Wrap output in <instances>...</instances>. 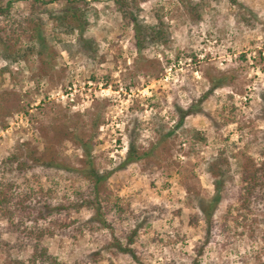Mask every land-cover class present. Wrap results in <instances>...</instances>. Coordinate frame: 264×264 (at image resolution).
I'll return each instance as SVG.
<instances>
[{
	"label": "rangeland",
	"instance_id": "rangeland-1",
	"mask_svg": "<svg viewBox=\"0 0 264 264\" xmlns=\"http://www.w3.org/2000/svg\"><path fill=\"white\" fill-rule=\"evenodd\" d=\"M4 1L12 2L13 13L29 10L24 1ZM42 1L53 13L67 5ZM72 1L92 8L82 35H66L49 21L25 42L34 48L27 59L0 58V168L9 156H38L61 123L95 135L92 159L111 171L107 186L128 219L123 228L136 229L130 249L138 260L102 250L93 263L106 232L79 234L81 223L91 220L83 210L70 213L75 224L65 236L44 240L49 254L63 264H255L254 241L236 230L223 249V238L207 230L203 212L212 205L209 213L217 223L234 204L238 174L232 155L244 150L257 163L264 160L258 154L264 148V0H220L202 12L176 0H146L139 19L154 25L160 16L170 41L141 51L114 0ZM47 15L41 18L47 21ZM215 83L220 85L213 89ZM188 109L192 114L179 124ZM226 119L232 121L224 125ZM95 123L97 129L89 130ZM192 131L205 142L193 139ZM54 149L61 164L79 169L78 146L63 141ZM132 150L143 153L142 159L126 160ZM217 160L223 175L215 180L211 168ZM15 167L3 170L11 176ZM27 173L29 188H37V174ZM78 179L52 168L41 187L70 197L83 185ZM9 253L0 251V264L28 256Z\"/></svg>",
	"mask_w": 264,
	"mask_h": 264
},
{
	"label": "trees",
	"instance_id": "trees-1",
	"mask_svg": "<svg viewBox=\"0 0 264 264\" xmlns=\"http://www.w3.org/2000/svg\"><path fill=\"white\" fill-rule=\"evenodd\" d=\"M19 1L28 4L27 13H13L12 2L0 0V58L4 55L5 60L11 59L13 62L25 60L33 54L34 48L25 47V42L38 37L41 29L50 25L49 21H52L55 30L66 35L74 32L82 35L92 10L90 4L84 1L66 0L67 5L57 13L47 11V3L42 0ZM176 1L186 8L190 7L193 12L198 9L202 12L209 7L210 3L220 0ZM227 1L236 4L235 0ZM144 2L146 0H114L113 5L132 29L135 50L141 51L157 45L168 46L170 36L160 16H155L154 25H144L139 19L140 8ZM44 14H48L47 21L41 18ZM1 72L3 70L0 74ZM219 85L215 83L213 89L218 88ZM209 92H211L210 89ZM205 98L206 96L202 95V100ZM187 114H192L189 109L181 112L178 118L179 124L183 123ZM230 121L226 119L224 125H228ZM92 125L89 130L97 129L96 123ZM77 129L76 125L61 123L53 130L50 138L44 139L45 146L38 156L35 151L29 152L25 159L20 160L14 155L9 156L7 162L0 168V251L8 257L11 250L24 255L28 252L25 261L18 257L14 261L15 264H24V262L26 264H63L49 254L43 242L54 235L65 236L68 228L75 224V221L70 219V213L82 210L91 213V220L81 223L82 226L78 229L79 234L86 230L92 237H96L106 232V236H103L101 241L102 247L94 254L93 263L101 258L102 250H114L115 256L122 255L138 260L130 249L137 236L136 229L123 228V222L128 219L121 217L123 209L113 198L107 186L111 171L97 168L92 159L91 145L95 135H83ZM68 130L73 132L69 133ZM191 135L196 141L205 142L201 133L192 131ZM63 141L72 142L83 152L82 158L78 160L79 169L74 171L78 180L83 181V185L77 187L70 197L68 194L57 195L55 189L41 187L43 178L45 182L49 180V172L52 168H59L66 174H75L72 168L70 169L64 163L61 164L57 152H54L55 146ZM132 151L129 154L133 155L128 154L126 160L142 159L143 153ZM258 152L260 157L264 156V148ZM232 158L235 160L238 174V185L232 198L234 204L228 206L226 212L221 215V221L217 223L210 216L209 211H212V205H210L209 211L203 212L204 221L208 231H216L223 238V249L231 246L236 230L245 232L257 245L253 255L255 264H264V160L257 163L244 150L238 151L232 155ZM221 163L222 161L217 160L212 165L211 175L215 180L223 175ZM14 165L16 166L14 175L10 176L11 171L8 174L3 170L4 167L12 168ZM30 169L37 174L36 179L39 182L37 188H29L27 184V172ZM129 212L132 214L130 210ZM190 221L197 222L194 216ZM3 235L11 238L12 241L4 239Z\"/></svg>",
	"mask_w": 264,
	"mask_h": 264
}]
</instances>
